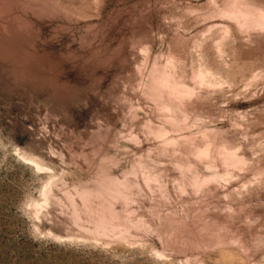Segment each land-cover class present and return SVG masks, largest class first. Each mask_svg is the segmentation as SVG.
<instances>
[{"label": "rangeland", "instance_id": "obj_1", "mask_svg": "<svg viewBox=\"0 0 264 264\" xmlns=\"http://www.w3.org/2000/svg\"><path fill=\"white\" fill-rule=\"evenodd\" d=\"M0 264H264V0H0Z\"/></svg>", "mask_w": 264, "mask_h": 264}, {"label": "bare ground", "instance_id": "obj_2", "mask_svg": "<svg viewBox=\"0 0 264 264\" xmlns=\"http://www.w3.org/2000/svg\"><path fill=\"white\" fill-rule=\"evenodd\" d=\"M238 21H240V22H241V21H243V20H242V19H240V18H238Z\"/></svg>", "mask_w": 264, "mask_h": 264}]
</instances>
